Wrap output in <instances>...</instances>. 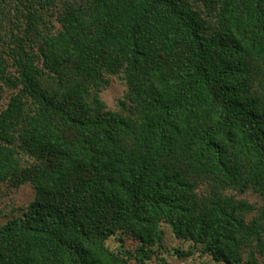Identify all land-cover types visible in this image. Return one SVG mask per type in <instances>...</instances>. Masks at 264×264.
Instances as JSON below:
<instances>
[{"label":"trees","instance_id":"16d2710c","mask_svg":"<svg viewBox=\"0 0 264 264\" xmlns=\"http://www.w3.org/2000/svg\"><path fill=\"white\" fill-rule=\"evenodd\" d=\"M26 184L0 264H264V0H0V205Z\"/></svg>","mask_w":264,"mask_h":264},{"label":"rangeland","instance_id":"374dc122","mask_svg":"<svg viewBox=\"0 0 264 264\" xmlns=\"http://www.w3.org/2000/svg\"><path fill=\"white\" fill-rule=\"evenodd\" d=\"M127 86L119 78L113 77L110 86L104 90L103 98L106 100L108 105L112 108H117L119 98L124 94ZM35 196V189L31 184H26L20 188H16L12 191H6L1 198L0 210L4 213H10L13 207H18L27 204ZM1 215V213H0ZM3 218H6L3 216ZM2 218V219H3ZM114 244L113 241H111ZM164 244L169 248L183 245V247H189L190 242H182L177 239L172 231L166 229V237Z\"/></svg>","mask_w":264,"mask_h":264}]
</instances>
